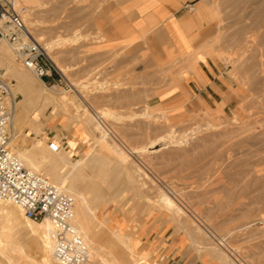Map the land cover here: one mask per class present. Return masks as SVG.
Wrapping results in <instances>:
<instances>
[{
    "label": "rangeland",
    "instance_id": "374dc122",
    "mask_svg": "<svg viewBox=\"0 0 264 264\" xmlns=\"http://www.w3.org/2000/svg\"><path fill=\"white\" fill-rule=\"evenodd\" d=\"M140 1L24 2L28 27L47 54L66 68L60 71L71 87L43 85L2 42L8 53H0V78L9 85L7 102L15 108L11 146L17 154L39 152L43 165L51 158L61 161L73 189L96 206L94 227L103 238L106 258L117 256L119 264H157L137 228L111 227L116 213L136 223L161 216L186 231L199 249L217 250L224 264H264V0H202L209 32L201 53L179 59L163 37L138 38L133 31ZM201 58L225 73L223 101L210 105L189 96L171 101ZM25 72L34 90L30 101L17 80ZM48 121L64 128L68 139L78 129L85 138L74 144L76 149L53 151L50 140L57 138L48 137ZM165 195L182 209L170 207ZM5 212L0 210V230L11 231L23 257L8 260L3 240L0 264H38L42 240L29 234L21 209L10 219Z\"/></svg>",
    "mask_w": 264,
    "mask_h": 264
},
{
    "label": "built area",
    "instance_id": "2783aa9c",
    "mask_svg": "<svg viewBox=\"0 0 264 264\" xmlns=\"http://www.w3.org/2000/svg\"><path fill=\"white\" fill-rule=\"evenodd\" d=\"M186 8L193 10L191 4ZM22 0H0V44L7 42L16 58L45 86L68 90L71 83L29 29ZM47 77L48 81H44ZM9 85L0 78V203L11 202L36 222L51 221L53 257L59 264H88L90 249L76 226V200L61 185L25 165L11 146L15 108L7 102ZM53 151L60 146L50 143Z\"/></svg>",
    "mask_w": 264,
    "mask_h": 264
},
{
    "label": "crops",
    "instance_id": "0c3cea01",
    "mask_svg": "<svg viewBox=\"0 0 264 264\" xmlns=\"http://www.w3.org/2000/svg\"><path fill=\"white\" fill-rule=\"evenodd\" d=\"M186 4H191L193 10L186 8ZM205 13L206 5L202 0H142L134 9L132 28L138 38L163 37L172 56L179 59L195 52L201 53L199 49L209 32ZM202 58L192 71H187L188 78L181 82L183 89L173 93L171 101L177 102L187 96L192 101L210 105L223 101L228 89L226 75L210 60ZM57 124L53 121L47 123L48 137L57 138L50 143L58 144L59 150L76 149L78 145L74 144L85 138L82 130L78 129L72 139H68L67 131ZM111 216L113 229H138L140 241L148 246L157 264H224L217 250L199 249L186 231L161 216H148L137 223L127 215L112 213Z\"/></svg>",
    "mask_w": 264,
    "mask_h": 264
},
{
    "label": "bare ground",
    "instance_id": "6f19581e",
    "mask_svg": "<svg viewBox=\"0 0 264 264\" xmlns=\"http://www.w3.org/2000/svg\"><path fill=\"white\" fill-rule=\"evenodd\" d=\"M38 0H22V2H37ZM241 2V1H240ZM25 4V3H24ZM259 4V3H258ZM241 7V6H240ZM248 9V8H247ZM263 9V8H262ZM28 12V11H27ZM257 13V12H256ZM27 14V13H26ZM207 14V13H205ZM262 14V13H261ZM251 17V16H250ZM263 17V16H261ZM260 17V18H261ZM263 19V18H262ZM261 21V20H260ZM264 22V21H263ZM262 24V23H261ZM255 25V24H254ZM260 25V24H259ZM261 26V25H260ZM253 27V26H252ZM30 29V27H29ZM252 32V31H251ZM247 33V32H246ZM263 39V38H262ZM39 40V39H37ZM2 45V44H1ZM5 46H2L0 47V53L2 55H5L6 52L8 53V51H6V47L4 48ZM8 47V46H7ZM47 50L50 48V46L47 45V47H45ZM257 48V47H256ZM263 50V49H262ZM258 52V51H257ZM198 53V52H197ZM252 53V52H251ZM264 54V53H263ZM257 55V54H256ZM50 56V55H49ZM53 56V55H52ZM52 56H50V58L53 60ZM253 56V55H252ZM251 56V57H252ZM258 56V55H257ZM57 58V57H56ZM56 58H54L55 60H53V62L55 63V65L61 70V71H64V66L62 65V63L58 62L56 60ZM10 59V58H9ZM9 66V65H8ZM255 66V65H254ZM263 71V70H262ZM30 73V72H29ZM65 74V73H64ZM258 74V73H257ZM68 76V75H67ZM71 77V76H70ZM18 80V85L20 86L21 90H22V93L24 95V98L27 100V101H30V100H33L34 99V90L32 89L31 87V77L29 76L28 73H20L19 74V79ZM74 81V80H73ZM41 83L43 85L44 82L41 81ZM15 93L13 92L12 96L14 98V95ZM14 101V100H13ZM106 112V111H105ZM104 112V113H105ZM99 115V114H98ZM104 115V114H103ZM110 115V114H109ZM108 115V116H109ZM100 116V115H99ZM102 120V119H101ZM104 120H106L104 118ZM103 122V121H102ZM105 122V121H104ZM107 123V122H106ZM246 123V122H245ZM237 124V123H236ZM248 124V123H247ZM247 126V125H246ZM245 127V126H244ZM238 128V127H236ZM253 128V127H252ZM105 129V128H104ZM245 131V130H244ZM106 132V131H105ZM262 132V131H260ZM247 135V134H246ZM261 137V136H260ZM246 138V137H245ZM116 140V139H115ZM247 141V140H246ZM100 143V142H99ZM243 141H242V146H243ZM246 143V142H245ZM117 144V143H116ZM248 144H249V141H248ZM103 145V143L101 144ZM240 145V146H241ZM246 145V144H244ZM247 146V145H246ZM262 146V145H261ZM264 146V145H263ZM103 147V146H102ZM109 147V146H108ZM252 148V146H251ZM105 150V149H104ZM137 150V149H136ZM58 151H61V150H58ZM124 152V150H123ZM126 152H129V151H125ZM134 153V151H133ZM20 154V155H19ZM18 155L20 156V158L22 159V161L25 163V165L33 170H37V172L39 171L40 173V168L42 166V170H44L46 172V174L52 178L54 181H61L63 184H66L67 186V189L65 190H68L70 191L74 197L79 200L78 201V206L76 205L75 207V219H74V222L76 224V226L78 227L80 233L82 234V236L84 237L85 241L87 242L88 246H89V249H90V260L88 262V264H100V261L102 259H105V261L109 260L110 261V264H119V260L117 258V256L114 258H106L103 254L105 253V248H104V244L102 243L103 242V238L102 239H99V236L97 234V231L94 227V224L95 225H98V222H97V218L94 214V210L96 209V206H92L91 205V202L89 201L87 195H85V193L81 192V191H78V190H74L73 189V183L72 181H70V178H69V174L67 175H64V170H62V163L59 159L57 158H51V161L46 164V165H43L41 163V158H43V156H41V154H39V152H35V151H31V152H26L25 150L24 151H20ZM128 155V154H127ZM127 158L129 159V155L127 156ZM126 156L125 155H122V157L120 158V160L122 162H126ZM132 161V160H131ZM80 162V161H79ZM79 162L75 163V165L73 166L75 168V166H77L78 164H80ZM131 166V165H130ZM68 169V168H67ZM126 169V168H125ZM141 168H139V171H140ZM147 170V169H146ZM73 171V170H72ZM70 171V172H72ZM134 171V170H133ZM138 172V171H137ZM136 173V170L134 172V175ZM142 174V175H141ZM137 175V174H136ZM140 175L143 176V172H140ZM139 176V175H138ZM130 177V176H129ZM139 178V177H138ZM144 178V177H143ZM141 179V178H140ZM129 182V181H128ZM61 185V184H59ZM62 186V185H61ZM63 187V186H62ZM64 189V188H63ZM75 199V200H76ZM164 202H166L170 207H176V209H182L180 208L174 201V199H172L170 196L168 195H165L164 197ZM178 201V200H177ZM179 202V201H178ZM165 203V204H166ZM166 204V205H167ZM181 204V203H180ZM15 207L17 208H20L18 207L17 205H15ZM15 207L12 206L11 202H1L0 203V210L2 212V210H6L5 212V216L7 219H10L12 217V214H15V215H18L19 213V210L16 209ZM175 211V210H174ZM179 211V210H177ZM22 212V210H21ZM182 213V212H181ZM186 213V211H185ZM184 213V214H185ZM1 214V213H0ZM23 214V213H22ZM170 214V213H169ZM193 214V213H192ZM2 215V214H1ZM24 215V214H23ZM194 215V214H193ZM4 216V215H3ZM14 216V215H13ZM2 219V217H1ZM0 219V220H1ZM4 219V218H3ZM191 221V220H190ZM24 222L25 224L28 226L27 230L29 232L30 235L32 236H37L39 237L43 244H44V250L41 251V254H40V258L38 257V261L40 259V262L41 264H59L58 262H56V260L54 259L53 257V251H54V243H53V239L50 235V230L52 229L53 225L51 223V221L49 220H45L43 222H36L30 218H28L27 216H24ZM185 222V221H184ZM202 225V224H201ZM101 235V234H100ZM124 236V235H123ZM122 236V237H123ZM104 237V236H103ZM125 237V236H124ZM214 237V235H213ZM213 239V238H212ZM3 240H6V246L4 247L3 243L1 244L3 247H1L3 249V252L5 253V256L8 258H10V260L12 258H21L23 257V250L21 249V246L13 241L12 239V233L10 230H7V229H3V230H0V241L2 242ZM114 245V243L112 244ZM129 245V244H128ZM122 247V246H121ZM130 247V246H129ZM112 248V247H111ZM119 249V248H118ZM130 250V249H129ZM15 252L16 254L15 255H12L13 252ZM113 251V250H111ZM114 251L116 252L115 248H114ZM113 251V252H114ZM110 252V251H109ZM120 252V251H119ZM2 253V252H1ZM110 254V253H109ZM116 254V253H115ZM122 255V253H120ZM127 257V256H126ZM28 258V257H27ZM9 260V259H8ZM16 260V259H15ZM28 262H30V258H28ZM17 261V260H16ZM21 261V259H20ZM19 261V262H20ZM32 261V260H31ZM38 261H35V262H38ZM9 262V261H8ZM11 262H15V261H11ZM26 261V263H28ZM38 262V264L40 263ZM18 262L14 263V264H17ZM21 263V262H20ZM19 263V264H20ZM34 263V262H33ZM10 264V263H9ZM12 264V263H11ZM30 264V263H29ZM37 264V263H36Z\"/></svg>",
    "mask_w": 264,
    "mask_h": 264
},
{
    "label": "water",
    "instance_id": "95a60500",
    "mask_svg": "<svg viewBox=\"0 0 264 264\" xmlns=\"http://www.w3.org/2000/svg\"><path fill=\"white\" fill-rule=\"evenodd\" d=\"M43 80H44V81H48V78H47V77H43Z\"/></svg>",
    "mask_w": 264,
    "mask_h": 264
}]
</instances>
